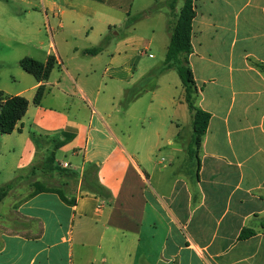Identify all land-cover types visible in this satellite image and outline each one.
I'll return each mask as SVG.
<instances>
[{
    "label": "crops",
    "instance_id": "1",
    "mask_svg": "<svg viewBox=\"0 0 264 264\" xmlns=\"http://www.w3.org/2000/svg\"><path fill=\"white\" fill-rule=\"evenodd\" d=\"M185 1L0 0V45L56 60L46 81L23 70L0 86L29 101L0 133L14 162L0 188L52 151L78 178L59 190L71 204L59 191L5 198L17 230L0 232V264H264V0H193L190 65L211 115L198 151L181 79L158 74L156 54Z\"/></svg>",
    "mask_w": 264,
    "mask_h": 264
},
{
    "label": "trees",
    "instance_id": "2",
    "mask_svg": "<svg viewBox=\"0 0 264 264\" xmlns=\"http://www.w3.org/2000/svg\"><path fill=\"white\" fill-rule=\"evenodd\" d=\"M195 17L196 12L194 10L193 0H186L180 13L176 16L174 25L170 29V43L167 49L164 66L158 74L171 69H174L178 73L184 89V101L193 115V137L190 148H195L198 151L201 148L203 138L207 133L211 115L199 106L200 93L190 65V56L193 52V20ZM55 64L56 60L54 57H49L46 63L28 57L23 58L20 62L22 69L28 74L34 76L40 82L46 81L49 78ZM257 66L264 69V64H258ZM44 92L45 88L43 86L40 87L34 99L35 104H40L44 96ZM28 106L29 101L26 98L21 96L8 97L0 91L1 134L9 135L14 132L19 121H21L26 115ZM59 145H57V147L55 146V148H59ZM55 165V155L54 151H52L45 163V167L53 169ZM16 180L0 188V204L13 191ZM89 183L92 185L91 187H93L90 189L94 190V192L101 196H106L102 186L98 185L94 181H89ZM46 191L58 192L59 190L48 188L45 183H36L34 184L33 192L30 193L28 197ZM60 195L65 202L69 204L72 203L64 197L62 192H60ZM252 234V232L244 231L241 238H249Z\"/></svg>",
    "mask_w": 264,
    "mask_h": 264
},
{
    "label": "rangeland",
    "instance_id": "3",
    "mask_svg": "<svg viewBox=\"0 0 264 264\" xmlns=\"http://www.w3.org/2000/svg\"><path fill=\"white\" fill-rule=\"evenodd\" d=\"M179 14V13H178ZM177 14V15H178ZM175 15V16H177ZM175 20V19H174ZM173 23V21H172ZM172 26L169 28L171 29ZM169 29V30H170ZM157 46L159 47L160 43ZM10 46V47H9ZM16 44H2L0 45V86L5 87L7 85H16L14 84V79H16L17 84L21 83V80L18 78V75L20 73H24L23 69L20 66V60L24 56V51H16L14 50L16 48ZM13 48V49H12ZM21 49V47L19 48ZM23 54V55H22ZM158 59L157 62L163 61L166 58V51L165 50H158L156 52ZM156 64V62H153ZM161 63H159L160 65ZM158 65V66H159ZM164 66L163 63L159 67ZM175 80H180L177 72L174 74ZM31 78V77H30ZM32 79V78H31ZM180 86H182L181 80H180ZM181 91H179V95ZM176 94V93H175ZM184 93L182 92V99H183ZM150 96L146 95V98L143 100L142 104L138 105L135 112V119L129 118V123L132 125L133 133L136 135L141 131V122L147 120V106L149 104ZM157 109V108H155ZM152 115L156 116L155 113L152 111ZM157 117V116H156ZM148 127V126H147ZM189 130V128L186 129V132ZM1 133V132H0ZM3 135V134H2ZM59 159L61 160L60 156ZM14 162L11 157H5L0 159V184L5 183L6 173L8 172L9 168L13 166ZM35 181H38L39 183H45L46 187L57 189V190H63L66 188V185H74L76 182H78V178L76 177V174L71 173L69 168L67 166L63 165H55L53 169H50V167H43L41 169H34L32 171H24L23 175H21L15 182L13 191L10 193V197L15 196L17 199L21 196H26L29 194V192H32L34 190V184ZM2 186V185H1ZM5 201L4 204L1 206L0 209H4L6 207ZM12 210V208H11ZM9 211L13 213V211ZM4 217L3 213L0 212V232H14L17 230V226H10L8 228L3 226V220ZM7 218V217H4ZM8 220H12L11 217L7 218Z\"/></svg>",
    "mask_w": 264,
    "mask_h": 264
}]
</instances>
